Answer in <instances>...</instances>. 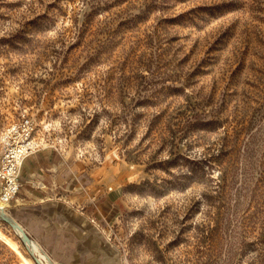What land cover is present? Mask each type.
Here are the masks:
<instances>
[{
  "label": "rangeland",
  "instance_id": "374dc122",
  "mask_svg": "<svg viewBox=\"0 0 264 264\" xmlns=\"http://www.w3.org/2000/svg\"><path fill=\"white\" fill-rule=\"evenodd\" d=\"M23 111L116 191L119 264H264V0H0V131Z\"/></svg>",
  "mask_w": 264,
  "mask_h": 264
},
{
  "label": "crops",
  "instance_id": "0c3cea01",
  "mask_svg": "<svg viewBox=\"0 0 264 264\" xmlns=\"http://www.w3.org/2000/svg\"><path fill=\"white\" fill-rule=\"evenodd\" d=\"M7 212L54 264H119L104 226L116 213L105 177L52 148L26 157Z\"/></svg>",
  "mask_w": 264,
  "mask_h": 264
},
{
  "label": "built area",
  "instance_id": "2783aa9c",
  "mask_svg": "<svg viewBox=\"0 0 264 264\" xmlns=\"http://www.w3.org/2000/svg\"><path fill=\"white\" fill-rule=\"evenodd\" d=\"M43 147L38 139L35 119L27 111L21 112L14 121L1 129L0 215L21 186L20 172L24 159Z\"/></svg>",
  "mask_w": 264,
  "mask_h": 264
},
{
  "label": "bare ground",
  "instance_id": "6f19581e",
  "mask_svg": "<svg viewBox=\"0 0 264 264\" xmlns=\"http://www.w3.org/2000/svg\"><path fill=\"white\" fill-rule=\"evenodd\" d=\"M1 212L9 215L8 212H7V209H5V208L2 209ZM0 239L2 240V242H5L25 264H34L32 259L29 256H26L22 252V250L19 248V246H18V244L16 242L17 237L15 239L14 236L11 233L5 232L4 230H2V228H0ZM24 240L27 241L25 238H24ZM27 242H29V241H27ZM29 243L32 244L33 249L37 250L36 252H38L39 257L38 256L37 257L40 258L39 260H41L43 262V264H48L47 255L40 249L38 244L35 241H33V240L31 242H29Z\"/></svg>",
  "mask_w": 264,
  "mask_h": 264
},
{
  "label": "water",
  "instance_id": "95a60500",
  "mask_svg": "<svg viewBox=\"0 0 264 264\" xmlns=\"http://www.w3.org/2000/svg\"><path fill=\"white\" fill-rule=\"evenodd\" d=\"M0 219L3 221L8 222L10 225H12L27 241L31 242L32 239L30 238V236L27 234V232L24 230V228L14 219H12L9 215L5 214V213H1L0 215ZM31 257L33 259V261L35 262V264H43L41 262H39L37 255H36V250L33 249L32 252L30 253ZM48 258V264H54L49 257Z\"/></svg>",
  "mask_w": 264,
  "mask_h": 264
}]
</instances>
